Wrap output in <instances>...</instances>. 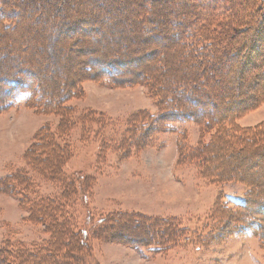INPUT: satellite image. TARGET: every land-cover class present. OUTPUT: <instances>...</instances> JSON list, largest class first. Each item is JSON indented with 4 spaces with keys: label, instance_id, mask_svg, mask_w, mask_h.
I'll use <instances>...</instances> for the list:
<instances>
[{
    "label": "rangeland",
    "instance_id": "obj_1",
    "mask_svg": "<svg viewBox=\"0 0 264 264\" xmlns=\"http://www.w3.org/2000/svg\"><path fill=\"white\" fill-rule=\"evenodd\" d=\"M68 1V13L87 17L84 22L90 31L50 37V41L57 39L58 49L55 44L52 48L42 45V33L32 26L34 22L21 35L0 31V71L23 64L35 71L38 82L41 79L45 88L58 94L84 78L58 107L26 104L20 97L0 112V250L18 244L38 247L50 240L43 225L27 221L29 213L20 206L16 183L25 180L20 175L25 173L33 186L32 198L60 197L66 184L50 177L54 166L61 164L62 172L54 178L64 176L62 182L66 183L75 180L67 188L71 197L67 212L73 229L88 233L86 250L93 252L95 264H264V243L255 235L257 224H246L243 233L235 231L249 220L250 212L242 210L246 198L253 199L251 205L256 209L250 214L259 215L256 200L264 198V147L251 144L250 154H243L229 149L227 143L224 147L213 144L218 120H232L238 131L263 123L264 101L245 114H236L241 105H228V100H243L245 91L229 88L230 80L236 78L231 73L234 61H223L224 83H218L214 75L218 70L213 66L212 70L203 69L200 57L188 56L171 38L142 33L131 0V4L110 11L102 9V4L118 0ZM175 1L160 0L151 7L166 10ZM199 4L202 12L194 19L191 35L226 10L218 7L211 12L208 2ZM19 37L23 38L17 44ZM5 47L12 50L10 56L4 57ZM89 56L114 63L127 61L122 68L126 71L139 65L128 75L139 81L149 72L154 74L167 88L165 94L174 92L179 103L193 102L183 94L185 89H179L180 80L187 79L197 90L201 84L213 98L201 107L214 113L210 124L188 119L171 123L174 130L161 131L153 122L145 130L142 121L150 114L156 119L160 113V97L151 95L147 80L108 85L99 74L91 78L84 67L91 65L96 72L98 66L89 63ZM84 60L88 63L83 67ZM258 80L252 92L263 88L264 75ZM213 85L218 90L228 89L223 88L221 97L219 92L213 93ZM40 132L37 148L45 149L38 153L30 148ZM51 136L63 152L47 148ZM120 213L127 216L117 219ZM107 216L117 221L105 232L96 230ZM164 230L168 238L171 232L172 240L160 252L137 250L133 244V240L150 236L151 243L165 240V232L160 234Z\"/></svg>",
    "mask_w": 264,
    "mask_h": 264
},
{
    "label": "trees",
    "instance_id": "obj_2",
    "mask_svg": "<svg viewBox=\"0 0 264 264\" xmlns=\"http://www.w3.org/2000/svg\"><path fill=\"white\" fill-rule=\"evenodd\" d=\"M131 1L133 2L132 5L136 7V12L134 13L137 18L136 23L142 33L151 32L156 36L171 38L172 44H176L188 56L200 57L203 69L212 70L213 66V68L219 71L214 72L218 83H224L225 77L222 74L223 61L230 63L234 61L231 73L236 78L233 81L232 79L230 80L229 88L235 87L236 89H241L239 93L243 92V90L245 91L243 100H235L234 102L228 100V105L232 103L233 105H241L240 110L235 112L236 114H245L247 111L255 108L253 106L257 107L264 101V85L261 91L258 92L259 94L252 92V89L259 85L260 81L258 78L264 75V0H176L171 3L172 5L169 9L160 11L152 10L153 8L151 7L152 2L156 3L160 0ZM69 2L68 0H0V31L4 34L16 32L18 35H21L23 31L26 32L30 28L28 27L29 24L34 22L35 24L32 25L31 23V25L38 27L42 33V45L46 43L44 47L52 48L55 44L58 49L57 39L50 41V37L55 38L56 35L60 36L61 34L69 35V33H75L76 31L78 33L80 31H90L84 22V20H87V17L78 18L75 11L68 13L66 7ZM205 2H208L207 7H210L208 9L211 12L216 11L218 7L226 8V10H223L224 13L222 15L211 17L213 19L212 22L209 20L198 28L194 35H191L194 19L195 17L199 18L200 12H202L203 6L199 3L204 4ZM123 4L129 5L131 2L130 0H118L116 3L107 1L102 4V9L108 11L116 10L122 8ZM178 5H181V8L178 9ZM92 17H95V14ZM23 24L27 25L25 30H21L25 27ZM22 38L17 41V44L22 41ZM46 39L47 41H45ZM2 52L4 53V57H6L10 56L12 50L5 47ZM201 54L202 56H199ZM233 57L236 60H232L231 58ZM90 59L89 63L98 66L96 72L95 70L93 71L91 65L84 67L88 63H86L87 59L82 61V66L86 71H89L91 78L94 79L93 76L99 74L101 75L99 76L101 77L100 79H104L108 85H116L121 81H124L125 84H132L139 82L140 79L147 80L151 95L160 97L158 100L160 113L156 119L154 115L150 114L149 118L142 121L145 130H149L153 122L159 124V130L161 131L174 130L171 123L181 120H202L210 124V120L212 119L211 113L213 112H205L201 107L208 105L206 102H213V98L209 95L208 91L201 87V84L199 86L200 90H197L194 84L188 83L187 79L180 80L178 83L179 89H185L186 92L183 94L188 97L191 96L193 102L179 103V98L174 97V92L165 94L167 88L161 86L156 81L154 74L147 72L148 74L143 75L139 81L134 80L133 77L128 75L131 72L135 73L134 70L136 71L139 65H134V70L132 68L126 71L122 70V68H125L124 66H126L127 61H115L114 63L110 59L107 61H99L94 57H90ZM218 61L219 63L217 64ZM17 65L18 67L9 66L0 71V112L12 106L20 97L24 99L26 104H41V107L44 108L58 107L67 101L69 93L76 90L79 85L78 83L84 79L81 76L78 81L72 82L68 88L62 90L59 94L51 93L53 90L49 87L45 88L41 79L39 80L40 82L37 81L36 77H34L36 73L33 69L23 64ZM28 65L30 64L28 63ZM138 72L140 73V71H137V74H139ZM212 88L213 93L219 92L222 97L224 87L218 90L219 88L213 85ZM224 89L227 90L228 88ZM216 108L218 107L214 106V110L217 111ZM198 109L202 112L200 113ZM231 115L230 113L229 116ZM234 118L236 119V117ZM222 122L224 123L222 124ZM215 127H218V129L215 131L216 137L213 144H218L219 147H224L227 143L229 149L232 148L237 152H243V154L245 152H247L246 154H250L251 144L256 147L258 145L264 147V122L253 129L242 128L241 131H238L237 123L232 122V120L228 123L224 120H218ZM41 132L38 141L30 148V150H36L38 153L45 149L37 148L41 144ZM225 133H229L230 136L228 137ZM61 147V144L53 136L49 137L47 148L52 149L51 152H54L53 149H60L63 152ZM252 150L255 149L252 148ZM260 157L262 158V155ZM31 165L33 166V162H31ZM58 165L54 166L50 180L66 184L60 197L48 198L42 196L39 199L32 198L29 193L33 192V186L25 173L20 174L25 177V180L17 181V189L15 191L17 195V190L19 189L20 206L29 213L27 221L35 225H43L46 233L51 236L50 240L45 244L37 245L38 247L26 248L22 244H18L13 249L10 246L6 247L0 250V264H7V261L8 264H95L94 260L91 259L93 252L86 250L87 245L85 242L88 239V233L85 232V229L75 231L67 212L66 204L71 200L67 188L69 185L75 184V180L66 183L62 182L64 176L55 179V174L62 172L63 166L59 167ZM40 172L41 174L44 173L43 170H40ZM250 186L254 187L251 182ZM258 190L260 191L259 188ZM260 199L256 200V206L260 209L259 215L250 214L251 211H256L251 205L253 199L246 198L244 200L242 210L244 213L250 212L246 216L249 217V220H244L239 226H236L235 231L243 233L246 224L256 223L255 235L260 237L264 243V198ZM126 216L120 213L117 219L125 218ZM109 217L107 216L103 219L101 225H98L96 230L105 232L111 227L110 224L114 225L113 222L117 221V219H109ZM130 217L136 216L130 215ZM143 220L150 221L145 218ZM164 232L165 230L160 231V234ZM164 234L167 235L166 232ZM152 237L150 236L144 240H133V244L137 250L149 249L155 252H160L165 249L164 247L167 244H171V232L169 238L167 235V239L158 243H151L149 239ZM11 252H15L16 256L13 257ZM11 258L12 261H10Z\"/></svg>",
    "mask_w": 264,
    "mask_h": 264
},
{
    "label": "bare ground",
    "instance_id": "obj_3",
    "mask_svg": "<svg viewBox=\"0 0 264 264\" xmlns=\"http://www.w3.org/2000/svg\"><path fill=\"white\" fill-rule=\"evenodd\" d=\"M155 48V47H154Z\"/></svg>",
    "mask_w": 264,
    "mask_h": 264
}]
</instances>
